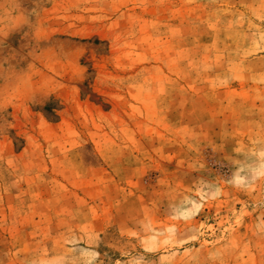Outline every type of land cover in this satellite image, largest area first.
<instances>
[{
  "label": "rangeland",
  "instance_id": "1",
  "mask_svg": "<svg viewBox=\"0 0 264 264\" xmlns=\"http://www.w3.org/2000/svg\"><path fill=\"white\" fill-rule=\"evenodd\" d=\"M0 264H264V0H0Z\"/></svg>",
  "mask_w": 264,
  "mask_h": 264
}]
</instances>
